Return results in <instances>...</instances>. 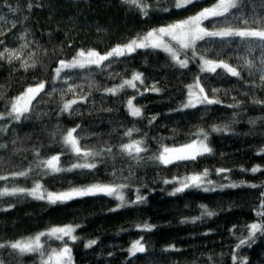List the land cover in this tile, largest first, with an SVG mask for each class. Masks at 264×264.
<instances>
[{"label":"trees","instance_id":"obj_1","mask_svg":"<svg viewBox=\"0 0 264 264\" xmlns=\"http://www.w3.org/2000/svg\"><path fill=\"white\" fill-rule=\"evenodd\" d=\"M148 2L153 8L169 7L167 0ZM214 2L198 0L179 10L173 5L169 12L150 11L147 17H141L138 11L129 10L121 0H0V16H4L7 21H0V29L5 33L0 36L4 40L3 47L19 48L24 41L17 37L26 31L27 40L35 43L23 50L24 58L28 59L30 54L35 53L34 58L37 60V67L27 72L19 69L18 61L12 64L0 61V93L3 94L0 111L4 110L5 101L19 95L38 80L49 78L57 61L71 59L76 50L91 48L104 53L116 44L127 42L152 28L186 19ZM29 3L32 4L30 11ZM10 6L18 7L20 11L10 12ZM24 16L28 19L24 20ZM12 22H15V28H11ZM205 24L211 29L210 22ZM200 46H204L203 42ZM207 47L212 49L208 54L210 58L215 59L219 54V58L233 65L241 63L238 58L246 54L238 40L223 49L215 44ZM260 56V50L256 49L249 58L255 57L258 63ZM170 64L165 53L151 50H138L129 57L113 62L105 72L95 73L93 79L101 90H92L88 102L77 106L81 109L77 115L64 114L57 118L55 112L61 94L45 97L48 102L40 103L30 120L10 125L9 131L0 136V143L6 145L0 149V166L5 171L27 168L33 158L32 150L36 148L40 149L43 156L59 152V146L51 144L48 135L57 123L65 128L81 124L87 133H91L84 141L88 144H98L100 141L116 143L118 134L125 127L135 125L140 129V132L134 134L135 138H141L147 133L150 151L145 154L146 157L157 151L159 140L162 139L170 147L179 145L194 138L191 134L202 128L209 132V145L213 153L195 162H180L167 167L145 159L139 165L133 163L131 176L129 162L122 158L110 161L107 169L101 166L95 173L74 172L46 176L42 183L49 191H62L69 187V182L76 186L97 180L109 182L114 164L122 170L118 182L131 185L125 190L126 198L134 200L135 189L139 188L147 201L110 211L116 208L118 201L103 195L57 205H49L30 197H5L0 200V207L7 208L9 204L14 207L0 211V241L21 239L53 225L79 224L81 227L75 234L80 239L71 245L74 264H232L231 250L238 243V237L244 234V226L258 219L255 210L264 188H226L214 192L189 189L170 196L168 192L173 186L164 184L163 180L194 171L201 172L207 168L210 171L208 179L227 183L223 176L215 173L217 168H227L231 169L227 175L234 182L243 180L250 184H264V171L255 174L241 171V168L250 170L256 165L264 170V155H257L258 150L264 148V121L260 120V117H264V110L252 103L253 98L264 100V86H259V73L250 76L247 70L242 71L240 79L223 74L219 77L208 74L203 81L206 92L211 95L212 88L220 89L216 95L221 104L177 112L174 110L187 96L185 86L193 83L195 76L203 74L199 73L196 63H191L187 69H177ZM134 71L143 73L146 86L156 84L161 92L149 91L140 96L135 90L127 89L118 97L102 94L103 87L120 83L121 78L130 77ZM109 73H119L120 76L112 79ZM84 75L73 72L72 82L83 85L87 90L88 82L83 79ZM140 87L143 91L144 86ZM133 95H136L134 103L143 110V119L134 120L125 110L123 102ZM237 102L241 105L239 108L226 107ZM108 108L113 111L104 110ZM37 113L52 115L38 118ZM152 116L157 118L149 125L148 119ZM250 120L257 122L250 124ZM226 124L230 126V132H211L213 126L223 127ZM114 127L116 132L112 131ZM71 159L67 155L62 157V164L68 166ZM3 183L0 182V185ZM10 183L31 187L32 179L20 178ZM201 204L217 215L205 217L196 223L180 222L199 216ZM144 222L154 225L153 231L142 232L136 229L137 224ZM140 237L145 238L147 251L129 258L128 247ZM90 239L97 240V244L85 248L84 244ZM49 243L57 247L60 242ZM169 245H174L180 251H164ZM10 251L0 249V259L5 264L13 262L14 254H10ZM239 255L247 257L249 264H264V238L258 237L252 247L240 249ZM21 264H38V257H24Z\"/></svg>","mask_w":264,"mask_h":264},{"label":"snow or ice","instance_id":"obj_2","mask_svg":"<svg viewBox=\"0 0 264 264\" xmlns=\"http://www.w3.org/2000/svg\"><path fill=\"white\" fill-rule=\"evenodd\" d=\"M156 2L160 3L161 0H156ZM167 2L169 7L153 8L148 0H121V3L127 5L129 10L138 11L141 17H147L150 11L169 12L173 5L177 10L185 9L188 5L198 2V0H167ZM31 8L32 4L29 3L28 10L30 11ZM9 11L16 13L20 9L10 6ZM23 19L27 20L28 17L24 16ZM0 21L7 23L4 16H0ZM205 22L211 23V29L206 26ZM15 27V22H12L11 28ZM4 35L3 29H0V36ZM27 35L25 31L17 37L24 43L19 48L13 49L3 47L4 40L0 39V61H6L8 64L18 61L19 69L25 72L36 68L35 53L30 54L28 59L24 58L23 50L28 48L30 44L35 43L34 41H28ZM237 40L246 52L244 56L238 58L241 63L233 65L228 60L219 58V54L215 59L209 57L208 54L212 52V49L207 47L208 45L215 44L223 49ZM201 42L204 44L203 47L200 46ZM256 49L261 52L258 63L255 57L249 58L250 54ZM138 50L163 52L170 60V66L177 69H187L191 63H196L199 73L203 74L195 76L193 83L185 86L187 90L186 99L174 111L181 112L198 106L221 104V100L216 95L221 91L220 89L212 88L211 95L206 92L203 81L208 74L217 77L223 74L240 79L242 71L247 70L250 76L259 73V86H264V0H215L211 6L203 8L186 19L152 28L146 33L130 38L127 42L116 44L104 53L91 48L76 50L71 59H59L57 61L56 66L50 72L49 78L38 80L33 85L25 88L19 95L5 101V108L0 111V136L9 131L10 125H19L30 120L32 114L36 112L37 106L42 102H48L44 98H51L55 93H60L62 97L55 112L57 118L64 114L69 116L79 114L81 109L77 106L88 102L92 90H101L93 79L95 73L105 72L112 66L113 62L129 57ZM73 72L85 74L83 79L88 82L87 90L83 85L72 82ZM108 75L112 79L120 76L119 73H109ZM49 85L51 86L50 90ZM140 86H144L143 91H141ZM127 89L135 90L136 94L140 96L149 91L161 92V88L156 84H152L151 87L146 86L143 73L134 71L130 77L121 78L120 83L112 87H103L102 94L118 97ZM66 96L71 98L64 99L63 97ZM0 99H3L2 93H0ZM135 100L136 95L128 97L123 102L125 110L128 116L134 120L143 119V110L141 107L136 106ZM252 103L261 106V109L264 110V100L253 98ZM240 106L239 102L226 105V107L234 109ZM104 110L113 111L111 108ZM51 115L52 113H37L38 118ZM156 118V116L149 118V125ZM260 120L264 121V117H260ZM256 122V120L249 121L250 124ZM112 131L116 132V128L114 127ZM230 131L231 128L227 124L223 127L213 126L211 128V132L215 133ZM138 132H140V129L133 125L131 128L125 127L123 132L118 134L116 143L100 141L98 144H88L84 141L91 136V133H87L81 124L65 128L57 123L48 135L51 144L59 146V152L43 156L40 149L36 148L32 150L33 158L27 168L5 171L0 166V182H4L3 185H0V200L5 197H30L33 200L45 201L49 205H57L84 197L103 195L118 201L116 208L110 210L117 211L124 207L143 204L147 201V197L140 193L139 188H136L135 199H127L125 190L129 189L131 185L118 182L122 170L117 169L114 164L111 172L112 179L109 182L97 180L79 186L72 185L69 182V187L66 190L49 191L42 180L46 176L58 173H95L101 166L107 169L109 162L117 158L129 162V176H131L133 163L139 165L145 159L167 167L180 162H195L198 158L213 153V149L209 145V132L201 128L191 134L194 138H190L187 142L179 145L170 147L165 145L162 139L159 140L157 151L146 157L145 154L150 151L146 140L147 133L143 134L141 138H135L134 134ZM5 147V144L0 143V149ZM66 155L72 158L68 166L62 164V157ZM257 155H264V148H260ZM230 171L231 169L227 168L215 169L216 175L223 176V179L228 181L227 183H219L208 179L210 171L207 168L201 172L194 171L184 176H173L171 179L163 180V183L173 186L172 190L168 192L170 196H176L189 189L214 192L217 190L223 191L226 188H264V184H250L243 180L234 182L227 175ZM241 171H251L255 174L264 170L256 165L250 170L241 168ZM20 178L32 179V186L23 187L16 183H10V181H16ZM12 207L14 205L9 204L7 208L0 207V211H8ZM199 207L201 209L199 216L192 217L191 220L183 219L180 222L196 223L205 217L211 218L217 215L206 205L201 204ZM255 215L258 219L244 226V234L238 237V243L231 250L232 264H249L247 257H240L239 250L245 246L252 247L258 237L264 238V191L260 192L259 205L255 210ZM80 227L79 224L53 225L21 239L0 241V249L11 250L10 254H14L12 264H21L22 258L33 255L38 257V264H74L71 245L80 239L75 234ZM135 227L138 231L151 232L155 226L144 222L137 224ZM144 239V237H140L131 242L127 249L129 258L147 251ZM50 241L60 243L57 247H52L48 243ZM96 244L97 240L90 239L84 244V247L92 248ZM164 251H180V249L174 245H169ZM209 259L212 258L209 257ZM0 264H5L4 260L0 259Z\"/></svg>","mask_w":264,"mask_h":264},{"label":"rangeland","instance_id":"obj_3","mask_svg":"<svg viewBox=\"0 0 264 264\" xmlns=\"http://www.w3.org/2000/svg\"><path fill=\"white\" fill-rule=\"evenodd\" d=\"M50 242H53V241H50ZM49 243V242H48ZM52 246V245H51ZM53 247V246H52Z\"/></svg>","mask_w":264,"mask_h":264}]
</instances>
